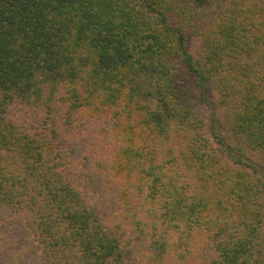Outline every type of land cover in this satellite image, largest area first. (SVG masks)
I'll return each instance as SVG.
<instances>
[{
	"label": "trees",
	"instance_id": "1",
	"mask_svg": "<svg viewBox=\"0 0 264 264\" xmlns=\"http://www.w3.org/2000/svg\"><path fill=\"white\" fill-rule=\"evenodd\" d=\"M0 264H264V0H0Z\"/></svg>",
	"mask_w": 264,
	"mask_h": 264
}]
</instances>
